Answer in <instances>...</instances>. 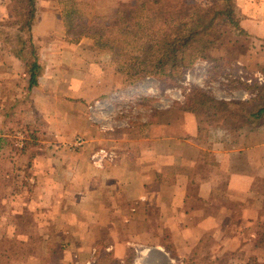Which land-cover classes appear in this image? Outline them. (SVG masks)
Segmentation results:
<instances>
[{
  "label": "crops",
  "instance_id": "obj_1",
  "mask_svg": "<svg viewBox=\"0 0 264 264\" xmlns=\"http://www.w3.org/2000/svg\"><path fill=\"white\" fill-rule=\"evenodd\" d=\"M39 2L31 29L32 41L39 42L37 84L30 83L21 47L8 50V39L0 42V264H51L45 257H54L58 244H48L49 238L58 241L64 230V238L76 239L61 245L63 260L52 264H108L102 260L109 256L115 264H131L137 248L150 254L147 264H264V142L213 150L209 157L200 146L186 149L188 139L164 137L152 148L147 143L119 151L101 168L93 166L87 150L10 146V127L20 124L21 107L31 111L33 127V108L66 105V119L72 103L88 96L81 88L89 81L84 70L73 80L78 87L55 86L56 73L70 70L68 52L81 41L46 37L62 25L56 17L48 24L50 9ZM236 10L240 28L257 45L244 57L261 58L264 0H236ZM49 51L51 58L59 52L56 61ZM169 140L183 149L169 150ZM28 220L33 228L20 229ZM40 221L49 227L41 229ZM24 241L31 243V253L25 254ZM226 254L229 259L221 260Z\"/></svg>",
  "mask_w": 264,
  "mask_h": 264
},
{
  "label": "rangeland",
  "instance_id": "obj_2",
  "mask_svg": "<svg viewBox=\"0 0 264 264\" xmlns=\"http://www.w3.org/2000/svg\"><path fill=\"white\" fill-rule=\"evenodd\" d=\"M79 1L91 2L95 5L96 12L103 15H111L120 3L130 2V0ZM203 1L205 0H164V6L170 13V22L178 25L183 18L178 8ZM39 3L45 11L50 9L49 15H52L44 16L48 24L52 25V20L56 17L57 25H62L60 29L57 27L56 33L54 31L46 37L52 39L55 36L57 40L63 36L67 37L69 2L40 0ZM18 8L19 4L11 0H0V42L8 39L11 44L6 45V49L11 50L21 47L22 42L27 40L26 53L33 61L37 54H32V50L38 52L35 46H39V42L35 44L29 33H18L16 15ZM184 14L186 15L185 12ZM88 16L91 15L88 13ZM225 29L224 34L211 49L212 59L199 60L178 80H172L165 75L136 74L135 70L131 69V58L121 52L119 47H99L93 38H81L80 47L68 52L67 63L69 62L70 70L57 72L54 81L57 82L55 86L72 83V88L78 87L73 80L84 70L88 73L89 81L82 84L81 88L86 87L88 90L87 100H75L67 120L64 115L68 112L69 106L57 105L55 109L49 107L45 109L42 106L33 108V127L27 116L31 111L21 107L17 111V114L20 113L17 115L20 117V124L17 127H10L9 132L12 134H9L8 139L15 142H10V146L18 148V143L23 140V149L40 150L55 147L87 150L91 152L90 161L93 166L101 168L100 164L114 161L119 151L120 155L130 150L141 149L147 143V147L152 148L155 140L164 137L188 139L186 149L196 150L200 146L209 157L213 150H233L253 145L256 141L264 142V117L260 119L251 117L252 113L264 105V90L261 91L262 95H257L256 87L257 83L264 82V45L258 46L262 47L261 58L257 59L254 55L245 58L247 49L257 47L253 45V38L243 30L237 32L233 27ZM69 37L68 35L67 40ZM17 42L21 45L15 47L14 44ZM68 42L72 43L70 40ZM0 49V52L5 51L4 45H0ZM53 54L55 56L51 58L49 51L50 59L54 62L59 52ZM196 87L200 88L201 92H195ZM51 113L56 118L53 122ZM78 137L84 141L81 146L75 145ZM175 142L169 140L166 147L169 150L183 149V145L179 146L177 141ZM20 224L21 226L18 225L20 229L33 228L31 220ZM38 224L41 229L49 227L46 223L43 225L41 221ZM63 232L62 235L58 234L55 237L58 241L49 238L48 242L47 237L39 238L50 245L51 239L54 244H58L54 249L58 251L53 252L54 257L52 254L45 257L51 259L49 261L51 264L63 260L61 245L66 246L67 242L70 244L71 239H76L69 235L64 238ZM66 234L68 232H64V235ZM44 242L41 248H45ZM30 248V242L23 246L24 251L31 253ZM139 250L134 249V253L131 254V264H147L149 261L150 254L143 255ZM103 256L101 253L97 259ZM220 259H229L228 254ZM102 261L115 264L111 256Z\"/></svg>",
  "mask_w": 264,
  "mask_h": 264
},
{
  "label": "trees",
  "instance_id": "obj_3",
  "mask_svg": "<svg viewBox=\"0 0 264 264\" xmlns=\"http://www.w3.org/2000/svg\"><path fill=\"white\" fill-rule=\"evenodd\" d=\"M67 1L69 10L66 33L67 37L70 36L69 40L78 42L83 37H90L99 47H119L121 52L131 58V69L136 74L181 79L199 60L212 59L211 49L224 34L225 27H233L237 32H242L236 0H205L178 8L180 16L183 15L178 25L170 22V13L165 10L164 0H130L127 4L120 3L111 15L96 12L95 5L88 1ZM11 2L19 4L16 10L18 33H29L32 39L31 29L36 19L37 0ZM26 45L27 40H24L20 51L29 61L30 83L35 85L41 65L37 56L31 61L26 53ZM32 54L38 52L34 49ZM256 87L257 95H262L264 82L257 83ZM195 92H201V89L196 87ZM251 117H264V105L252 113Z\"/></svg>",
  "mask_w": 264,
  "mask_h": 264
},
{
  "label": "built area",
  "instance_id": "obj_4",
  "mask_svg": "<svg viewBox=\"0 0 264 264\" xmlns=\"http://www.w3.org/2000/svg\"><path fill=\"white\" fill-rule=\"evenodd\" d=\"M84 144V141L81 137H78L75 141V145L76 146H81ZM19 147H22L23 146V140H20V142L18 143Z\"/></svg>",
  "mask_w": 264,
  "mask_h": 264
}]
</instances>
